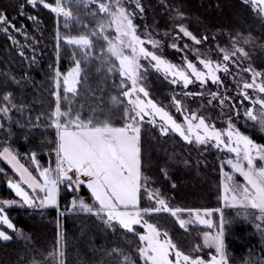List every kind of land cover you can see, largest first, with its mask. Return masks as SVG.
Here are the masks:
<instances>
[{"label":"snow or ice","instance_id":"obj_1","mask_svg":"<svg viewBox=\"0 0 264 264\" xmlns=\"http://www.w3.org/2000/svg\"><path fill=\"white\" fill-rule=\"evenodd\" d=\"M240 2L264 32V0ZM161 3L171 21L163 30L158 23H147V0H19L14 5L0 0V32L32 63L40 41L24 24L17 26L9 11L26 15L39 35V10L54 14L47 109L33 115L32 106L17 97L14 86L29 80L27 73L19 79L10 71L0 74V158L10 165L0 168V174L16 197L0 199V241H31L10 217L12 206L41 209V215L54 209L57 214L51 248L29 251L19 264H69L61 222L68 215L90 216L122 240L91 244V258L82 264H230L226 206L258 221L264 235V142H258L264 136L256 137L257 131L264 133V56L259 64L253 59L257 47L264 50V36L227 30L222 42L218 35L225 30L194 31L182 4ZM167 48L179 59L170 58ZM66 53L68 67L62 70ZM151 76L171 89L164 99L153 92ZM85 103L90 105L87 114ZM241 119L251 129L242 130ZM37 134L39 142L29 151L21 154L14 147L17 137L32 144ZM169 139L197 151L198 157L215 150L222 207L176 205L148 175L155 167L171 180V162L193 164L190 156L175 150L162 166L154 164L148 147ZM37 149L48 152L46 164ZM84 187L87 199L81 194ZM216 213L218 222L212 219ZM169 218L186 234H195L196 241L175 239ZM201 225L216 231L193 233Z\"/></svg>","mask_w":264,"mask_h":264},{"label":"trees","instance_id":"obj_2","mask_svg":"<svg viewBox=\"0 0 264 264\" xmlns=\"http://www.w3.org/2000/svg\"><path fill=\"white\" fill-rule=\"evenodd\" d=\"M18 0H3L4 5L16 4ZM150 7L148 9L147 23H158L161 30L165 25L170 26L169 16L164 10H167L166 5L161 3V0H147ZM175 3L182 4L188 13L186 23L194 31L209 33L225 30L218 38L223 42L227 37V30L253 31L257 37L264 36L261 30L260 22L255 18L254 14L249 12L241 5L240 0H175ZM163 6V7H162ZM27 11L31 12L29 8ZM36 14V13H34ZM38 14L41 17V24L44 31L51 39V29L54 22V16L45 9L39 10ZM10 17L15 16L17 26L24 24L26 27L29 24L19 17V14L14 8L9 11ZM215 44V40L211 41ZM259 43V42H258ZM50 51H54L53 44ZM170 58L175 59V53L167 51ZM262 55L254 54L253 59L257 64L260 63ZM54 58L49 56L43 61V65L53 63ZM26 62L21 57H18L16 52L11 47L7 37L0 36V74L11 72L19 79L21 73L27 70ZM40 63L37 67L30 64L28 76L32 79L31 84L41 82V89H49L47 81L49 79V71L46 70ZM68 67L67 53L63 57L61 68L66 70ZM2 79V77H0ZM92 86H96L97 78L93 73L91 76ZM26 81L22 82V86H14L17 97L23 96L25 102L32 106L33 115L38 112L45 111V105L48 106L51 97L48 90L46 94L41 93L39 86L26 88ZM149 83L152 85L153 92L158 99H164L166 94L170 93L171 89L167 82L162 79L151 76ZM23 90V91H21ZM38 91L39 95L36 94ZM40 96L44 99V106L40 100ZM87 110L89 103H85ZM197 105L193 104L195 108ZM241 125V124H240ZM242 126V125H241ZM249 129L242 126V130ZM2 137V134H0ZM256 137L260 135L256 133ZM264 141V140H263ZM39 142V135L33 139L32 144L26 143L27 146H35ZM262 142V140H258ZM24 141L17 137L14 140V147L18 148L21 154L29 151L24 147ZM146 145L148 139H145ZM23 144V145H22ZM148 152L151 153L154 164L163 165L167 156L174 150L177 153H183L184 158H189L193 161L192 165L185 166L182 162L176 161L170 164L171 180L164 179L160 176L158 168H152L148 171V175L158 181L157 186L162 187L165 193L173 198V203L181 207H210L219 208L221 203H218V178L213 174L211 164L199 165L195 164L198 158L197 151L186 147L177 139L160 140L152 143L148 147ZM39 152V149H37ZM46 151V150H42ZM41 162L45 163L44 157L40 156ZM210 159V158H209ZM204 161L206 158L203 159ZM218 163V162H216ZM7 167L0 160V168ZM8 168V167H7ZM11 174V172H9ZM3 175L0 174V194L1 198L6 194L3 190ZM175 182V188H172V182ZM64 201H62L63 203ZM10 217L14 220L18 228H22L24 232L31 236V246L29 248L21 244L16 238L10 242L0 241V264H19V258L28 255L29 251L39 253L42 250H49L53 244L56 232V211L47 210L43 215L34 214L28 210H9ZM225 216V232L224 238L227 252L229 255L230 264H264V240L255 232L251 225L243 220L237 211L232 209H224ZM62 228L67 234L68 239V259L69 264H82L83 260L91 258V244L104 245L119 243L117 236L105 232L101 225L94 218L80 214L68 215L61 218ZM167 225L173 229L174 238L187 244L196 241L195 235H188L186 232L179 229L173 223L172 219L167 220Z\"/></svg>","mask_w":264,"mask_h":264},{"label":"rangeland","instance_id":"obj_3","mask_svg":"<svg viewBox=\"0 0 264 264\" xmlns=\"http://www.w3.org/2000/svg\"><path fill=\"white\" fill-rule=\"evenodd\" d=\"M18 2H19V0H18ZM17 2V3H18ZM163 7V6H162ZM46 10V9H45ZM47 12H49L48 10H46ZM164 12H166L167 14H168V16H170V12L168 11V10H164ZM50 13V12H49ZM53 16H54V14H52ZM15 17V16H14ZM19 17L20 18H22V20L23 21H25V22H27L28 24H29V26L28 27H26L28 30H29V32H31V33H33V34H36L37 35V39L40 41V44H39V46L37 47V50H36V56H37V60H36V62L35 63H32L31 61H29V60H26V59H24V61L26 62V68H27V70H28V72H29V68L28 67H30V64H33V65H35L36 67H37V65H39L40 63L43 65L44 63H43V61L44 60H46V59H48L49 58V56H52L53 58H54V51H50V49H51V45L53 44L52 43V40L51 39H49V35H47L46 33H45V31H44V27L42 26V24H40L39 25V27L41 28V31L43 32V35H39L38 33H35L34 32V26H33V21L32 20H30V19H28L27 18V16L26 15H19ZM171 22V21H170ZM170 26H171V23H170ZM1 35H3V36H5L6 37V35L3 33V32H0V36ZM11 43V42H10ZM54 46V45H53ZM15 52H16V54H17V56L18 57H20L19 56V54H18V51L17 50H15V49H13ZM171 51V52H174L175 53V60H178L179 59V56H178V54L176 53V51L175 50H173V49H171V48H167L166 49V52L167 51ZM28 52H29V54L31 53V50H27ZM254 54H260V55H262V56H264V50H261V49H259V47H257V49L253 52V55ZM48 66H49V64H45V66L43 65V67L46 69V70H48L49 71V68H48ZM27 70L25 71V72H23V73H21V75H23L24 73H27L28 74V72H27ZM32 79L30 78L29 80H26V85H25V87L26 88H30V87H33V86H39V88L41 89V87H42V85H44V84H42L41 82H38V83H36V84H31V81ZM48 84V83H47ZM50 86V85H49ZM47 90L48 89H41L40 91H41V93L42 94H46L47 93ZM21 91H23V90H21ZM36 94L37 95H39V93H38V91H36ZM40 100L42 101V103H43V106H44V99L40 96ZM47 107L48 106H46L45 105V109H47ZM87 106L85 105V107H84V111H85V113L87 114V112H88V110H87V108H86ZM239 124H241L242 126H244V127H246V128H249V129H251V124H247V125H245L244 124V121H243V119H241L240 121H239ZM257 133L260 135V136H264V133H259L258 131H257ZM262 142H264L263 140H262ZM24 144V147L26 148V149H31V148H33L34 146L32 145V146H27V145H25L26 143L24 142L23 143ZM22 144V145H23ZM40 156H42V157H44V159H45V164L48 162V160L50 159V157H49V154H48V152L47 151H42V150H39V152H38V158L40 157ZM54 158V157H53ZM199 158V161H200V164H202V165H206L205 164V161L203 160L204 158H206V160H207V165H209V164H211V168L214 170L213 171V174L215 175V176H217L218 177V173L216 172V170H215V168L218 166V163H216V162H218V160H217V153L215 152V150H212L211 152H209V153H201V155L198 157ZM210 158V159H209ZM0 160H1V162H3L6 166H7V162L6 161H3V159L2 158H0ZM43 163V162H42ZM8 167V166H7ZM9 168V167H8ZM10 169V168H9ZM3 175V174H2ZM11 175V174H10ZM238 179H241L242 180V177H239L238 176ZM3 190L6 192V194H4V196H2L3 198H16L15 197V193L11 190V189H9V187L7 186V184H6V178L5 177H3ZM81 194L82 195H84V197L87 199L88 198V196H89V193H88V190L86 189V187H84L83 189H82V192H81ZM0 199H2L1 198V194H0ZM220 203H221V207L223 206V201L221 200L220 201ZM224 209H232V210H235V211H237V209L236 208H234V207H230V206H226V207H224ZM9 210H28V211H30V212H32V213H34V214H39L40 216H41V212H42V210L41 209H33V208H31V207H28V206H19V205H17V206H12V207H10L9 209H8V211ZM49 210H53V209H49ZM243 220H245L246 222H248L250 225H251V227L255 230V232L256 233H258L262 238H263V240H264V235H262V233H261V230L260 229H258L257 227H256V225H257V223H258V221H255L254 219H252L251 217H249V218H245V216H243V215H239ZM212 219L213 220H215V221H217L218 222V220H219V213H216V215L215 216H213L212 217ZM96 221V220H95ZM97 222V221H96ZM178 226V225H177ZM179 227V226H178ZM182 231H184L185 232V230H183V229H181ZM208 230H211V231H216V229L215 228H211V229H209V227L208 226H204V225H201V226H199V228L198 229H193V233H195L196 231H199V232H203V231H208ZM109 233H111V232H109ZM193 235H195V234H193ZM196 237V236H195ZM21 244H23L25 247H27V248H29L30 246H31V243H30V241H25L23 238H16ZM196 239H197V237H196Z\"/></svg>","mask_w":264,"mask_h":264},{"label":"crops","instance_id":"obj_4","mask_svg":"<svg viewBox=\"0 0 264 264\" xmlns=\"http://www.w3.org/2000/svg\"><path fill=\"white\" fill-rule=\"evenodd\" d=\"M10 168V165H7Z\"/></svg>","mask_w":264,"mask_h":264}]
</instances>
